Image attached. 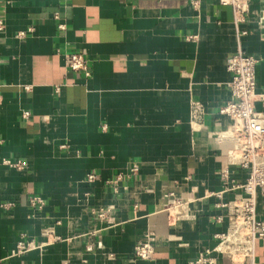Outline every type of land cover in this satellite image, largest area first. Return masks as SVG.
Masks as SVG:
<instances>
[{
  "label": "crops",
  "instance_id": "1",
  "mask_svg": "<svg viewBox=\"0 0 264 264\" xmlns=\"http://www.w3.org/2000/svg\"><path fill=\"white\" fill-rule=\"evenodd\" d=\"M247 7L235 28L219 0H0V162L22 164L0 163V264H189L216 246L237 193L222 174L247 178L217 140L239 50L264 115V0ZM73 53L89 77L67 68ZM147 233L154 254L138 260ZM19 242L33 247L15 255ZM245 264H264V239Z\"/></svg>",
  "mask_w": 264,
  "mask_h": 264
},
{
  "label": "built area",
  "instance_id": "2",
  "mask_svg": "<svg viewBox=\"0 0 264 264\" xmlns=\"http://www.w3.org/2000/svg\"><path fill=\"white\" fill-rule=\"evenodd\" d=\"M223 6L231 9V17L235 28L244 22L247 12V0H219ZM237 30V29H236ZM242 32L240 35H244ZM22 35V34H21ZM256 59L237 51L226 62V69L231 74L229 90L230 100L220 108L219 114L230 119L228 129L219 132L217 140L228 147L227 161L247 172L243 183L230 184L228 177L222 174L224 191L235 193L234 198L223 206L227 209V229L216 236L217 244L212 250H206L189 264H216L218 258L227 259L232 264H245L254 257L256 243L264 239V222L257 218L258 199L264 205V115L255 110V66ZM72 72H81L89 77V64L82 54H70L66 62ZM264 101V95H261ZM204 107L199 101L190 102L189 116L191 123L200 125L204 116ZM28 116V113H24ZM9 161L4 164L9 165ZM21 169L20 162L10 166ZM133 172L135 171L132 170ZM94 177L88 176V180ZM171 195V194H170ZM172 196V195H171ZM220 196V194H215ZM30 203L43 206V201L32 197ZM11 204H7L10 206ZM185 210L181 202H173L168 213L176 220V210ZM103 217V212L98 215ZM154 236L147 233L134 247V257L138 260H149L154 254ZM32 243L19 242L15 255L32 249Z\"/></svg>",
  "mask_w": 264,
  "mask_h": 264
},
{
  "label": "bare ground",
  "instance_id": "3",
  "mask_svg": "<svg viewBox=\"0 0 264 264\" xmlns=\"http://www.w3.org/2000/svg\"><path fill=\"white\" fill-rule=\"evenodd\" d=\"M172 204V203H171ZM184 212H185V210H182V209H180V210H176V212H175V216H176V218L177 219H182V218H184Z\"/></svg>",
  "mask_w": 264,
  "mask_h": 264
},
{
  "label": "rangeland",
  "instance_id": "4",
  "mask_svg": "<svg viewBox=\"0 0 264 264\" xmlns=\"http://www.w3.org/2000/svg\"><path fill=\"white\" fill-rule=\"evenodd\" d=\"M7 160H3V161H1L0 163L1 164H4V162H6ZM11 164H13L14 162H11V161H9ZM10 163H9V165H7V164H5L6 166H8V167H10V168H14L12 165L10 166ZM14 169H16V168H14ZM6 205V204H5Z\"/></svg>",
  "mask_w": 264,
  "mask_h": 264
}]
</instances>
